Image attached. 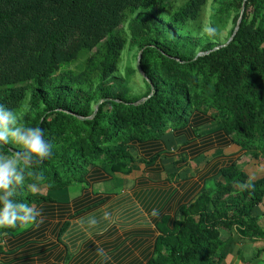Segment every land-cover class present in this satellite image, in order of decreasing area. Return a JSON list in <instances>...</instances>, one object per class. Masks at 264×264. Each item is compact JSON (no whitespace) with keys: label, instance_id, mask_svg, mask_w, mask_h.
Instances as JSON below:
<instances>
[{"label":"trees","instance_id":"16d2710c","mask_svg":"<svg viewBox=\"0 0 264 264\" xmlns=\"http://www.w3.org/2000/svg\"><path fill=\"white\" fill-rule=\"evenodd\" d=\"M207 2L0 0V103L53 145L29 167L38 191L26 176L16 192L41 217L0 228V264H250L243 240L264 264V175L244 170L264 158V0H246L225 46L243 0H213L203 23ZM128 42L136 66L122 75Z\"/></svg>","mask_w":264,"mask_h":264},{"label":"clouds","instance_id":"9594fccd","mask_svg":"<svg viewBox=\"0 0 264 264\" xmlns=\"http://www.w3.org/2000/svg\"><path fill=\"white\" fill-rule=\"evenodd\" d=\"M206 31L211 34L216 29L208 27ZM21 115L0 103V145L10 148L9 152L0 151V228L38 222L41 210L18 200L16 192L25 186L26 176L35 177L27 189L38 191L46 178L42 173L29 171V167L34 169L53 155V145L43 129L24 122ZM152 215H159L158 210L153 209Z\"/></svg>","mask_w":264,"mask_h":264},{"label":"rangeland","instance_id":"374dc122","mask_svg":"<svg viewBox=\"0 0 264 264\" xmlns=\"http://www.w3.org/2000/svg\"><path fill=\"white\" fill-rule=\"evenodd\" d=\"M185 0H178V4L181 2H184ZM213 0H208L207 2V7L205 9V13L202 17V21L203 23L208 21V16H209V11H210V6L212 4ZM206 26L204 27V29L206 30ZM126 29V28H125ZM229 29V27L225 30H222L221 34H220V38L223 39L226 37L227 34V30ZM127 30V29H126ZM137 48L136 46H131L130 43L128 42L125 46V48L122 51L121 54V61L119 64V70L118 73H121L122 75L125 74L126 72V67L127 66H131V67H135L136 66V59H135V54H136ZM130 81L131 86L133 87L135 92H139L140 91V87L144 88L142 86L143 80H142V76L140 72H136L134 73L132 76H130ZM182 138H174L173 140L169 141V139L166 142V146L167 148H169L170 150H176L177 147L179 146V144L181 143ZM237 148L232 146L230 148H226L224 151L225 152H230V151H235ZM209 157V154L207 155ZM163 163L165 165V168L167 171H172L173 170V166L171 164V161L168 159H163ZM203 163V159L198 158L197 160H195L194 162H192L191 167H187L185 170L180 172L181 177L184 176H191L193 175L197 170L198 167L201 166L200 164ZM199 164V165H198ZM244 170L246 171V173L248 174L250 179H254V178H258L260 176L264 175V158L260 159V160H247ZM138 174V172H136V170L129 176H120L123 178V186L124 188H129L133 182V178L134 176ZM119 176V175H118ZM153 179H159L160 176L159 175H150ZM116 177H114L113 181L111 180L108 183H103L102 185V189L103 190H109L110 188H112L113 183L117 182ZM117 184V183H116ZM100 189V187L98 188ZM259 212H263V215L260 216V224L261 226L264 228V198L261 204H259ZM238 239V238H236ZM243 245H242V249H243V253L246 259H248L250 261V264H261L262 260H263V255L256 258L255 254H256V246L251 243L249 240H243ZM226 264H238L237 258L236 256H234L233 258L230 257L228 259V261L226 262Z\"/></svg>","mask_w":264,"mask_h":264},{"label":"water","instance_id":"95a60500","mask_svg":"<svg viewBox=\"0 0 264 264\" xmlns=\"http://www.w3.org/2000/svg\"><path fill=\"white\" fill-rule=\"evenodd\" d=\"M245 2H246V0H243L242 5H241V9H240V13H239V17H238V19H237L236 25H235V27H234V30H233L231 36L229 37V39H228L223 45H220V46H225V45H227V44L229 43V41L233 38V36L235 35V33L237 32V30H238V28H239V26H240V22H241V20H242V16H243V12H244V7H245ZM220 46H217V47H215V48H218V47H220ZM141 53H142V49L138 52V55H137V67H138V69L140 70L141 74L144 76V72L141 70V68H140V66H139L140 58H141ZM205 53H206V52L198 53L197 56H198V55L205 54ZM147 80L150 82L149 79H147ZM152 90H153V85L151 84V92L149 93V95H148L147 97L142 98L140 101H144V100H146L147 98H149V97L152 95ZM100 102H102V101H99V102L95 105L94 110H93V113H92L90 116L86 117V118H92V117L94 116V114H95V112H96V110H97L98 105H99ZM78 117H79V116H78ZM79 118L84 119L83 117H79Z\"/></svg>","mask_w":264,"mask_h":264},{"label":"crops","instance_id":"0c3cea01","mask_svg":"<svg viewBox=\"0 0 264 264\" xmlns=\"http://www.w3.org/2000/svg\"><path fill=\"white\" fill-rule=\"evenodd\" d=\"M243 241H241V244H240V246L242 247V245H243V243H242ZM232 258L234 257V255L232 254V256H231Z\"/></svg>","mask_w":264,"mask_h":264}]
</instances>
